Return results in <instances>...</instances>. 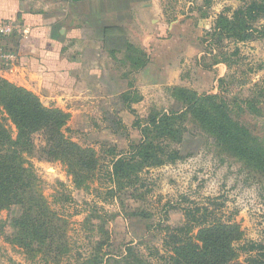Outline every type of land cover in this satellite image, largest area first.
Segmentation results:
<instances>
[{
  "label": "rangeland",
  "instance_id": "rangeland-1",
  "mask_svg": "<svg viewBox=\"0 0 264 264\" xmlns=\"http://www.w3.org/2000/svg\"><path fill=\"white\" fill-rule=\"evenodd\" d=\"M246 1L155 0L159 6L157 17L168 27L174 26L173 32L170 30V34L166 32L164 35L174 34V41L167 46L178 50L184 63L178 83L161 91L157 99L152 97L145 102L141 112L130 113L131 126H122L124 123L121 122L117 126H102L94 118L95 126L81 131L67 126V122L69 131L65 132L66 135L96 160L94 165L84 168L88 178L81 186L72 182V176L60 161L45 159L36 150L24 156L39 177L41 191L55 215L52 238L48 242L59 243L62 251L55 258L54 253H45V257L43 251L37 254L28 252L29 247L15 237L19 228L13 218L22 210L19 205H12L0 210V264H84L89 255L97 253V242L103 238L100 230L103 219L110 243L105 247L107 252L115 256L124 251L126 244L134 243L141 254L157 264L156 256L149 254L156 249L163 253L164 229L160 226L179 223L183 219L181 208L195 206L207 207L218 220L236 222L243 232V242L264 243V171L215 141L213 135L193 118L190 110L184 115L186 131L180 143H171L180 154L174 162L143 166L132 178V186L112 183L106 170L117 153L129 155L132 145L141 141L139 126L147 123L150 113L182 109L183 104L172 96L174 86L195 90L201 96L218 94L231 106L235 100L244 108L238 119L253 135L264 140V28H260L264 19L256 25L261 33H253L243 42L222 39L216 43L207 34L219 16H229ZM235 47L239 54L229 57ZM222 54L230 60L240 58L229 67L221 63L223 75L220 78L224 81L219 83L220 67L214 69L213 65L216 59H222ZM15 69L5 65L0 69V78L8 80L5 76ZM130 87L129 98L136 101L138 90L132 88V83ZM34 94L40 100L39 95ZM246 98L258 102L259 114L243 103ZM115 118L107 116L105 124L113 123ZM6 124L11 127L9 122ZM102 127L111 129L114 135L99 137L97 133ZM155 142L159 143V140ZM81 155L85 158L87 153L81 152ZM113 188L115 193L109 194ZM37 243L35 240V248ZM243 257L245 254L241 259Z\"/></svg>",
  "mask_w": 264,
  "mask_h": 264
},
{
  "label": "trees",
  "instance_id": "trees-1",
  "mask_svg": "<svg viewBox=\"0 0 264 264\" xmlns=\"http://www.w3.org/2000/svg\"><path fill=\"white\" fill-rule=\"evenodd\" d=\"M262 19L264 0H248L229 16H219L207 34L216 43L222 39L243 42L251 38L253 33H261L256 25ZM260 28H264V25ZM102 39L110 52L124 50L133 69H139L146 63V54L128 43L122 27L106 26ZM238 54L239 49L235 47L228 56ZM228 56L223 55L214 64L225 63L229 67L240 58L230 60ZM218 81L223 83L224 78ZM171 90L175 101L183 104L182 109L150 113L147 123L139 126L141 141L132 145L129 155L119 152L109 161L110 167L106 170L112 183L132 186V178L143 166L174 162L179 158L178 149L172 148L171 143H180L186 131L184 115L189 110L198 124L213 135L215 141L243 161L264 171V143L261 142L264 140L253 135L238 119L244 108L235 100L231 106L218 94L201 96L195 90L183 86H174ZM243 103L249 110L260 113L255 100L246 98ZM0 113V210L19 205L22 212L13 218L19 228L15 237L29 247L28 252L54 253L55 258L62 251L59 243L48 242L52 238L55 215L41 191L39 177L24 156L36 150L45 159L60 161L76 186H81L88 178L84 168L91 167L96 160H92L93 156L88 154V150L82 149L66 135L65 132L69 131L66 126L68 113L44 106L33 92L3 78H0ZM156 139L159 143L155 142ZM81 152L87 153L85 158ZM108 192L113 194L115 189ZM181 211L183 219L179 223H163L160 226L164 229L163 253L156 249L149 254L156 256L157 264H264V243L253 240L243 242V232L236 222L218 220L204 206L183 207ZM210 216L213 218L209 219ZM100 230L103 238L97 242V253L89 255L84 264H154L139 252L134 243L126 244L122 253L113 256L105 249L110 243L104 219ZM35 240L38 241L37 248L34 247ZM243 254L245 257L241 259Z\"/></svg>",
  "mask_w": 264,
  "mask_h": 264
},
{
  "label": "crops",
  "instance_id": "crops-1",
  "mask_svg": "<svg viewBox=\"0 0 264 264\" xmlns=\"http://www.w3.org/2000/svg\"><path fill=\"white\" fill-rule=\"evenodd\" d=\"M158 13L155 0H0V28L12 30L0 32V46L19 60L5 77L38 94L45 105L67 111V126L74 129H90L94 118L102 126H131L130 113L141 112L145 102L178 83L184 65L179 51L167 46L174 34L164 35L174 26ZM106 26L124 29L128 43L146 54L144 66L133 69L124 50L112 53L104 46ZM217 67L220 78L221 63ZM131 83L139 93L136 101L129 98ZM107 116L115 121L105 124ZM97 134L114 135L107 127Z\"/></svg>",
  "mask_w": 264,
  "mask_h": 264
},
{
  "label": "built area",
  "instance_id": "built-area-1",
  "mask_svg": "<svg viewBox=\"0 0 264 264\" xmlns=\"http://www.w3.org/2000/svg\"><path fill=\"white\" fill-rule=\"evenodd\" d=\"M11 28L10 26H4L0 28L1 35H8L11 33ZM5 65H10L12 67L18 66V61H17V56L14 51L11 49L4 48L0 46V69L4 67ZM1 72V70H0Z\"/></svg>",
  "mask_w": 264,
  "mask_h": 264
}]
</instances>
